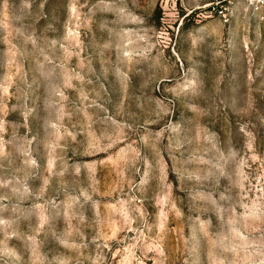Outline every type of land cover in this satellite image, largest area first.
<instances>
[{
  "label": "rangeland",
  "instance_id": "374dc122",
  "mask_svg": "<svg viewBox=\"0 0 264 264\" xmlns=\"http://www.w3.org/2000/svg\"><path fill=\"white\" fill-rule=\"evenodd\" d=\"M0 264H264V0H0Z\"/></svg>",
  "mask_w": 264,
  "mask_h": 264
}]
</instances>
